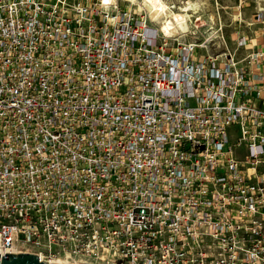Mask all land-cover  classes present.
<instances>
[{
  "label": "built area",
  "instance_id": "obj_1",
  "mask_svg": "<svg viewBox=\"0 0 264 264\" xmlns=\"http://www.w3.org/2000/svg\"><path fill=\"white\" fill-rule=\"evenodd\" d=\"M161 25L114 1L0 0L1 251L264 264V48L201 52Z\"/></svg>",
  "mask_w": 264,
  "mask_h": 264
},
{
  "label": "rangeland",
  "instance_id": "obj_2",
  "mask_svg": "<svg viewBox=\"0 0 264 264\" xmlns=\"http://www.w3.org/2000/svg\"><path fill=\"white\" fill-rule=\"evenodd\" d=\"M168 7L181 14L182 7L191 4L188 33L181 40L194 41L211 53L233 49L242 33L254 35L263 25L256 24L264 18V0H164ZM120 7L139 9L131 2L114 0ZM180 7V8H179ZM145 13V12H143ZM194 15V16H193ZM156 23V22H155ZM190 23V24H189Z\"/></svg>",
  "mask_w": 264,
  "mask_h": 264
},
{
  "label": "bare ground",
  "instance_id": "obj_3",
  "mask_svg": "<svg viewBox=\"0 0 264 264\" xmlns=\"http://www.w3.org/2000/svg\"><path fill=\"white\" fill-rule=\"evenodd\" d=\"M114 0H105L106 3ZM131 2L139 7L140 11L145 12L147 17L153 21H160L162 31L170 37H183L182 34L188 33V22L193 20L191 16V4L188 2L186 6L180 8L181 14H177L167 6L164 0H124ZM194 16V15H193ZM190 24V23H189Z\"/></svg>",
  "mask_w": 264,
  "mask_h": 264
},
{
  "label": "water",
  "instance_id": "obj_4",
  "mask_svg": "<svg viewBox=\"0 0 264 264\" xmlns=\"http://www.w3.org/2000/svg\"><path fill=\"white\" fill-rule=\"evenodd\" d=\"M0 264H63L40 260L34 253H9L0 250Z\"/></svg>",
  "mask_w": 264,
  "mask_h": 264
},
{
  "label": "crops",
  "instance_id": "obj_5",
  "mask_svg": "<svg viewBox=\"0 0 264 264\" xmlns=\"http://www.w3.org/2000/svg\"><path fill=\"white\" fill-rule=\"evenodd\" d=\"M256 21H257L256 24L263 25V26L254 35L246 33L250 38H252L253 45H254L252 47H249V49H247L248 51L249 50H260V49L264 48V39H263L264 38V36H263V33H264V18L261 21H258V20H256Z\"/></svg>",
  "mask_w": 264,
  "mask_h": 264
}]
</instances>
